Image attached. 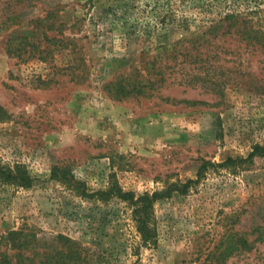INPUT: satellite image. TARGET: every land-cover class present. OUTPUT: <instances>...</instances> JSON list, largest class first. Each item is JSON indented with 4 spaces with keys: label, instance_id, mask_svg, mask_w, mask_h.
Here are the masks:
<instances>
[{
    "label": "rangeland",
    "instance_id": "obj_1",
    "mask_svg": "<svg viewBox=\"0 0 264 264\" xmlns=\"http://www.w3.org/2000/svg\"><path fill=\"white\" fill-rule=\"evenodd\" d=\"M16 36L20 55L7 49ZM174 43L195 46L197 61L169 71L152 95L106 90L122 74L159 80L145 65ZM192 67L195 85L183 78ZM256 144L264 0H0V162L24 163L34 177L31 187L0 183V264H16L13 231L40 252L74 240L89 264H264V156L210 165L187 193L158 200L153 246L141 244L126 202L84 198L53 177L68 166L92 191L114 176L141 194ZM236 233L247 247L232 248Z\"/></svg>",
    "mask_w": 264,
    "mask_h": 264
},
{
    "label": "trees",
    "instance_id": "obj_2",
    "mask_svg": "<svg viewBox=\"0 0 264 264\" xmlns=\"http://www.w3.org/2000/svg\"><path fill=\"white\" fill-rule=\"evenodd\" d=\"M236 18V14H230L228 19ZM47 39L61 41L56 37H49ZM19 37H10L8 39V52L20 55L19 52L26 50L22 45H15V40ZM49 48V46H46ZM195 46L193 45H179L174 43L166 45L160 53H158L153 60L145 65V69L150 73L159 76V80H152L143 74L126 75L122 74L119 77L109 81L105 88L116 97L124 98L129 96L152 95L155 90L164 85L167 81V74L169 71L178 72L179 68H184L183 63H195L197 61V54L194 53ZM19 51V52H17ZM170 72V73H171ZM172 74V73H171ZM184 81L188 84L195 85L199 79L196 72V67H192L191 71L185 73ZM181 101V100H178ZM191 103H206L202 100L191 101ZM264 156V145L256 144L253 151L248 156H229L222 162H212L205 160L199 171L197 179H189L186 182L178 181L171 183L165 189H157L152 192L146 191L138 194L135 190H126L114 176L109 181V184L104 189L90 190L86 184L77 180L72 174L68 166H55L53 168V177L61 180L69 188L76 191L78 195L88 199L111 200L112 198H119L126 202L132 210V216L135 221L136 228L141 236V244L145 246L156 245L158 239V227L155 214V204L158 200L170 197L175 191L180 193H187L192 184L197 183L204 175L205 170L210 165L218 167H230L232 169H239L251 165L256 157ZM34 182V177L30 173L29 168L24 163H16L15 165H7L0 162V183L12 184L17 186L31 187ZM9 240L12 241L13 249H16L15 257L16 264H89L87 259L83 257V248L74 240L68 238L69 248L67 250H56L51 252H40L38 248L32 250L31 244L36 242L30 235L21 232H11ZM248 240L245 236L239 233L233 234L234 250L238 247H247ZM1 247V241H0ZM30 249V251H29ZM32 251V252H31ZM36 260V257H39ZM3 263H10V258L7 253L2 255Z\"/></svg>",
    "mask_w": 264,
    "mask_h": 264
}]
</instances>
